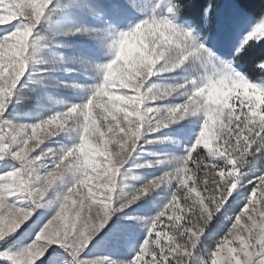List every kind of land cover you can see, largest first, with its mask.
<instances>
[{"label":"snow or ice","instance_id":"6c2138e0","mask_svg":"<svg viewBox=\"0 0 264 264\" xmlns=\"http://www.w3.org/2000/svg\"><path fill=\"white\" fill-rule=\"evenodd\" d=\"M251 4L0 0V264H264Z\"/></svg>","mask_w":264,"mask_h":264},{"label":"trees","instance_id":"16d2710c","mask_svg":"<svg viewBox=\"0 0 264 264\" xmlns=\"http://www.w3.org/2000/svg\"><path fill=\"white\" fill-rule=\"evenodd\" d=\"M262 5V0H253V4L250 5V7H253L255 9H259ZM202 6V5H201ZM215 16L209 21L208 25V31H213L215 28ZM261 58H264V53L257 51L254 53V55L245 63V70L249 72V74L254 78H259L260 73L256 71L253 67V64L256 60H259Z\"/></svg>","mask_w":264,"mask_h":264},{"label":"rangeland","instance_id":"374dc122","mask_svg":"<svg viewBox=\"0 0 264 264\" xmlns=\"http://www.w3.org/2000/svg\"><path fill=\"white\" fill-rule=\"evenodd\" d=\"M223 7H226V6H222V8ZM215 21H216V23H217V20H216V17H215ZM208 25H209V22H208ZM215 26H216V24H215ZM215 29V28H214ZM23 110V109H22ZM223 228H224V225H220V226H218L217 227V229H216V233L218 234L219 232H222L223 231Z\"/></svg>","mask_w":264,"mask_h":264}]
</instances>
